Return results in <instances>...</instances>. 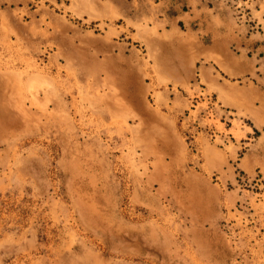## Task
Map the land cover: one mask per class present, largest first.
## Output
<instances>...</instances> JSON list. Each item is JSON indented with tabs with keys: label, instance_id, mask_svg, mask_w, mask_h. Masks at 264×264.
Segmentation results:
<instances>
[{
	"label": "rangeland",
	"instance_id": "rangeland-1",
	"mask_svg": "<svg viewBox=\"0 0 264 264\" xmlns=\"http://www.w3.org/2000/svg\"><path fill=\"white\" fill-rule=\"evenodd\" d=\"M176 14L0 0V264H264V55Z\"/></svg>",
	"mask_w": 264,
	"mask_h": 264
},
{
	"label": "crops",
	"instance_id": "crops-1",
	"mask_svg": "<svg viewBox=\"0 0 264 264\" xmlns=\"http://www.w3.org/2000/svg\"><path fill=\"white\" fill-rule=\"evenodd\" d=\"M249 13L252 15V19L255 22V29L250 32L249 25L243 24L242 21H233V17L224 8V12H221V6L216 3L215 0H160L163 2V6L166 10L173 9L177 11L176 15H179V23L184 22L187 25H192L195 20L201 19L203 15L207 14L209 17L213 15L214 18L221 20V14L224 15V26L236 28L237 38L236 40L242 44H245L247 49L250 48L257 53L259 57L264 55V0H242ZM209 2L213 3V6ZM214 10L213 14L208 11ZM256 13H261L260 16Z\"/></svg>",
	"mask_w": 264,
	"mask_h": 264
}]
</instances>
